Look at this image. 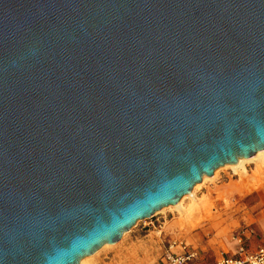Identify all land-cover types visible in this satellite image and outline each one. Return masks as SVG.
Here are the masks:
<instances>
[{
    "label": "water",
    "instance_id": "1",
    "mask_svg": "<svg viewBox=\"0 0 264 264\" xmlns=\"http://www.w3.org/2000/svg\"><path fill=\"white\" fill-rule=\"evenodd\" d=\"M264 150V0H0V264H80Z\"/></svg>",
    "mask_w": 264,
    "mask_h": 264
},
{
    "label": "rangeland",
    "instance_id": "2",
    "mask_svg": "<svg viewBox=\"0 0 264 264\" xmlns=\"http://www.w3.org/2000/svg\"><path fill=\"white\" fill-rule=\"evenodd\" d=\"M257 162L250 160L244 172L221 166L183 206L138 221L84 264H164V248L173 238L196 247L204 263L242 247L257 249L264 244V166Z\"/></svg>",
    "mask_w": 264,
    "mask_h": 264
},
{
    "label": "built area",
    "instance_id": "3",
    "mask_svg": "<svg viewBox=\"0 0 264 264\" xmlns=\"http://www.w3.org/2000/svg\"><path fill=\"white\" fill-rule=\"evenodd\" d=\"M164 264H264V245L254 251L240 248L234 254H226L213 263H204L198 249L184 239H170L163 251Z\"/></svg>",
    "mask_w": 264,
    "mask_h": 264
},
{
    "label": "bare ground",
    "instance_id": "4",
    "mask_svg": "<svg viewBox=\"0 0 264 264\" xmlns=\"http://www.w3.org/2000/svg\"><path fill=\"white\" fill-rule=\"evenodd\" d=\"M254 159L259 160V162H257V165H258L259 167L264 166V150L258 151V152L254 155V157L252 156V157H250V158H241V159L238 161V163H236V164H226V165H224L223 167H226V166H228V167H233L236 171L242 170V172H244V171H247L246 164H247L250 160H254ZM220 168H222V167H220ZM220 168H218L217 170H219ZM217 170H216V171H217ZM216 171H215V172H216ZM207 178H208V176H204L203 179H202V181H201L200 183H202L203 181H205ZM200 183H198V184H196V185L194 186V188H193V190H192V192H191L190 194H186V195H184V196L180 199V201H179L178 204L170 205V206L164 207L163 209H161V211H164L165 208H173V207L179 208V207L183 206V205H184V202H185V200H186L187 198H189V197H191V196H194V194H195V190L197 189V187L199 186ZM108 245H109V244H106V245H104V246H108ZM91 256H92V255H91ZM87 258H88V257L83 258V259L81 260L80 264H84Z\"/></svg>",
    "mask_w": 264,
    "mask_h": 264
},
{
    "label": "crops",
    "instance_id": "5",
    "mask_svg": "<svg viewBox=\"0 0 264 264\" xmlns=\"http://www.w3.org/2000/svg\"><path fill=\"white\" fill-rule=\"evenodd\" d=\"M263 245H264V244H263ZM260 246H261V245H260ZM257 248H258V247H257ZM239 249H240V248H239ZM255 250H256V249H255ZM248 251H252V250H248ZM253 251H254V250H253ZM234 253H235V252H234ZM234 253H227V255H228V254H234Z\"/></svg>",
    "mask_w": 264,
    "mask_h": 264
}]
</instances>
